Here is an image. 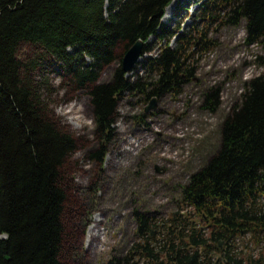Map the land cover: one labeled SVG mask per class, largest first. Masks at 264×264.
I'll return each mask as SVG.
<instances>
[{
    "label": "trees",
    "instance_id": "16d2710c",
    "mask_svg": "<svg viewBox=\"0 0 264 264\" xmlns=\"http://www.w3.org/2000/svg\"><path fill=\"white\" fill-rule=\"evenodd\" d=\"M175 1L0 0V264H62L60 167L77 146L46 115L41 86L28 75L39 66L22 62L18 45H40L86 91L99 146L90 156L100 160L114 138L119 100L179 93L195 76L196 56L215 45L212 27L244 21V43L264 48V0H194L190 22L172 25L181 7L168 12ZM137 39L142 55L157 46L140 63L144 75H127L119 58L111 79L99 82L117 47ZM220 92L217 85L204 89L200 106L215 111ZM219 131L218 149L180 185V209L159 222L135 210V241L106 264H217L211 253L220 241L225 263L242 264L234 241L250 235L264 242V72L244 83Z\"/></svg>",
    "mask_w": 264,
    "mask_h": 264
},
{
    "label": "rangeland",
    "instance_id": "374dc122",
    "mask_svg": "<svg viewBox=\"0 0 264 264\" xmlns=\"http://www.w3.org/2000/svg\"><path fill=\"white\" fill-rule=\"evenodd\" d=\"M193 1L174 3L171 13L181 7L172 25L190 22L189 14L196 6ZM244 34V21L239 26L212 27L208 37L215 45L196 56L194 78L179 93L156 98L148 112L144 108L150 99L141 93H126L118 103L114 138L100 160L90 156L99 146L86 91L77 89L40 45L20 42L17 57L39 66L28 75L41 86L46 115L77 141L60 167V182L66 191L62 264H106L135 241V210L159 222L180 209V185L218 149L220 125L240 100L244 83L264 72V48L246 45ZM124 52L120 44L117 60L101 71L99 82L111 79ZM156 53L155 44L127 75H144L141 61ZM216 85L221 88L219 106L215 111L203 109L202 91ZM158 231L155 227L152 235L159 237ZM233 245V254L242 264H264V242L245 235ZM224 246L221 241L218 249H212L217 264H226ZM259 258L263 261L258 263Z\"/></svg>",
    "mask_w": 264,
    "mask_h": 264
},
{
    "label": "water",
    "instance_id": "95a60500",
    "mask_svg": "<svg viewBox=\"0 0 264 264\" xmlns=\"http://www.w3.org/2000/svg\"><path fill=\"white\" fill-rule=\"evenodd\" d=\"M142 50L143 41L141 39H137L125 50L120 61L121 69L125 73L131 71L134 66L140 61L142 57ZM155 103L156 97H152L149 103L145 106L144 112H148L150 109L154 108ZM220 242L218 243V245L220 244Z\"/></svg>",
    "mask_w": 264,
    "mask_h": 264
},
{
    "label": "bare ground",
    "instance_id": "6f19581e",
    "mask_svg": "<svg viewBox=\"0 0 264 264\" xmlns=\"http://www.w3.org/2000/svg\"><path fill=\"white\" fill-rule=\"evenodd\" d=\"M177 1H178V0H177ZM177 1L172 2V4H173V3H176ZM172 4H171V5H172ZM171 5H170V6H171ZM173 5H174V4H173ZM173 5H172L171 7L169 6V7H170L169 9L167 8V9H168V12H170V11L172 10ZM166 12H167V10H166ZM165 16H166V14H165ZM165 16H164V18H165ZM169 17H170V15H169ZM164 18H163V20H164Z\"/></svg>",
    "mask_w": 264,
    "mask_h": 264
}]
</instances>
